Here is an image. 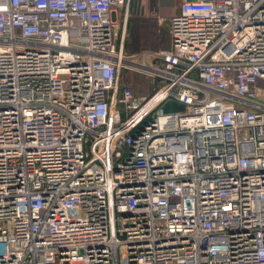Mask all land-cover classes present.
I'll return each mask as SVG.
<instances>
[{"label":"built area","instance_id":"built-area-1","mask_svg":"<svg viewBox=\"0 0 264 264\" xmlns=\"http://www.w3.org/2000/svg\"><path fill=\"white\" fill-rule=\"evenodd\" d=\"M130 4L0 0V264H264V0Z\"/></svg>","mask_w":264,"mask_h":264},{"label":"rangeland","instance_id":"rangeland-1","mask_svg":"<svg viewBox=\"0 0 264 264\" xmlns=\"http://www.w3.org/2000/svg\"><path fill=\"white\" fill-rule=\"evenodd\" d=\"M180 3L181 0H131L128 15L127 53L170 47L169 19ZM155 40L159 41L158 44H155ZM121 78L122 83L130 84L136 94L149 93L154 89L151 78L131 67L122 69ZM162 107L167 112L186 110V105L173 98L164 102Z\"/></svg>","mask_w":264,"mask_h":264},{"label":"crops","instance_id":"crops-1","mask_svg":"<svg viewBox=\"0 0 264 264\" xmlns=\"http://www.w3.org/2000/svg\"><path fill=\"white\" fill-rule=\"evenodd\" d=\"M179 10H180V6L177 8V10L172 14V15H174V14H176L177 12H179ZM169 21H170V19H169ZM128 32V31H127ZM169 32H170V30H169ZM170 36V35H169ZM158 40H155V44H158ZM170 44H171V36H170ZM156 48V47H155ZM155 50H160V49H155ZM143 51H145V50H143ZM142 52V51H141ZM132 53H139V52H132ZM145 94V93H144ZM138 95H141V94H138Z\"/></svg>","mask_w":264,"mask_h":264},{"label":"trees","instance_id":"trees-1","mask_svg":"<svg viewBox=\"0 0 264 264\" xmlns=\"http://www.w3.org/2000/svg\"><path fill=\"white\" fill-rule=\"evenodd\" d=\"M127 31H128V27H127ZM125 46H127V39H126V45ZM121 81H122V78H121Z\"/></svg>","mask_w":264,"mask_h":264}]
</instances>
